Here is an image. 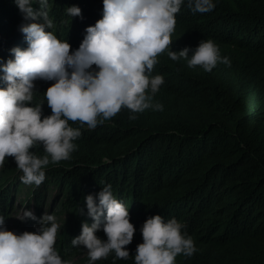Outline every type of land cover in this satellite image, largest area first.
Masks as SVG:
<instances>
[{
  "label": "trees",
  "instance_id": "obj_1",
  "mask_svg": "<svg viewBox=\"0 0 264 264\" xmlns=\"http://www.w3.org/2000/svg\"><path fill=\"white\" fill-rule=\"evenodd\" d=\"M214 2V9L200 13L185 0L169 49L212 39L230 64L218 62L205 71L189 67L184 58L172 60L165 50L150 74L164 77L153 100L162 109L131 113L122 107L94 128L69 121L81 128L76 149L70 158L45 166L37 186L41 194L48 185L56 196L63 193L60 207L70 214L71 240L83 221L92 222L84 197L98 193L102 183H110L129 207L136 227L125 246L129 257L114 261L113 252L94 264H135L140 227L157 213L177 218L194 239L196 251L178 254L176 264H264V0ZM74 4L83 18L65 11ZM102 9L103 0H49L52 30L75 49ZM24 22L16 0H0V63L13 56V47H27L20 31ZM40 81L30 103L44 102L43 111L50 114L44 96L50 84L45 88ZM31 151L46 154L42 144ZM98 235L107 238L102 230Z\"/></svg>",
  "mask_w": 264,
  "mask_h": 264
},
{
  "label": "clouds",
  "instance_id": "obj_2",
  "mask_svg": "<svg viewBox=\"0 0 264 264\" xmlns=\"http://www.w3.org/2000/svg\"><path fill=\"white\" fill-rule=\"evenodd\" d=\"M16 3L23 13L25 22L20 31L27 47H13V56L0 63V164L13 157L25 184L40 185L50 161L70 158L81 128L69 121L94 128L122 107L131 113L162 109L163 105L153 100L164 77L150 75L158 54L167 50L172 60L184 58L189 67L199 65L205 71H211L218 62L230 64L212 39H202L194 48L169 49L176 14L185 0H103L101 18L86 27L75 49L67 38H58L52 30L49 0ZM187 6L206 13L214 9L215 2L187 0ZM65 11L71 18H83L78 5ZM38 80L54 81L44 91L50 114L44 113V102L30 103ZM37 144L43 145L45 155L31 151ZM102 185L98 193L84 197L92 222L83 221L80 234L71 240L72 245L87 249V264L113 252L114 261L128 258L130 250L125 246L136 232L129 207L113 194L110 183ZM15 217L38 221V226L35 231L17 233L0 215V264H73L62 259L55 248L61 224L54 213L45 210L37 216L32 208H25ZM184 229L175 217L166 220L159 213L149 216L140 227L143 241L136 247L135 264H176L178 254L191 256L196 245ZM100 230L106 239L98 235Z\"/></svg>",
  "mask_w": 264,
  "mask_h": 264
},
{
  "label": "rangeland",
  "instance_id": "obj_3",
  "mask_svg": "<svg viewBox=\"0 0 264 264\" xmlns=\"http://www.w3.org/2000/svg\"><path fill=\"white\" fill-rule=\"evenodd\" d=\"M175 33V32H174ZM173 33V34H174ZM95 67V65H93ZM54 81L41 80L38 82L46 88V84H51ZM23 175L22 170L16 166V161L13 157H6L3 164H0V215H4L6 226L21 233L25 230L35 231L38 226V221L27 219L21 221L16 216L25 208H32L37 216L42 215L45 210L54 213L57 216L58 222L61 224V229L57 233L55 248L61 255L62 259L72 260L73 264H87L88 254L87 249L83 246H74L71 243L70 231L66 233L68 228L70 214L65 212L60 207V202L63 199L61 192L56 196L55 189L52 185L46 187V192L41 194V187L35 184H25L21 180ZM13 186L10 194H7L9 186Z\"/></svg>",
  "mask_w": 264,
  "mask_h": 264
}]
</instances>
